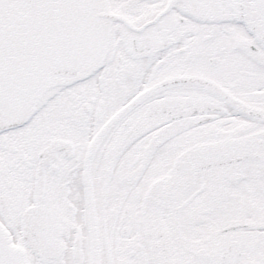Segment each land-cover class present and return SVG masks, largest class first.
I'll return each mask as SVG.
<instances>
[{"label":"snow or ice","instance_id":"6c2138e0","mask_svg":"<svg viewBox=\"0 0 264 264\" xmlns=\"http://www.w3.org/2000/svg\"><path fill=\"white\" fill-rule=\"evenodd\" d=\"M0 264H264V0H0Z\"/></svg>","mask_w":264,"mask_h":264}]
</instances>
